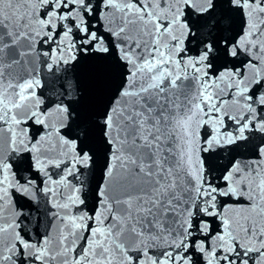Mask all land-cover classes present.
<instances>
[{
  "label": "snow or ice",
  "instance_id": "6c2138e0",
  "mask_svg": "<svg viewBox=\"0 0 264 264\" xmlns=\"http://www.w3.org/2000/svg\"><path fill=\"white\" fill-rule=\"evenodd\" d=\"M0 264H264V0H0Z\"/></svg>",
  "mask_w": 264,
  "mask_h": 264
}]
</instances>
